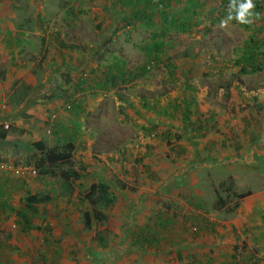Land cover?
Masks as SVG:
<instances>
[{
  "label": "rangeland",
  "instance_id": "1",
  "mask_svg": "<svg viewBox=\"0 0 264 264\" xmlns=\"http://www.w3.org/2000/svg\"><path fill=\"white\" fill-rule=\"evenodd\" d=\"M35 2L37 8L24 16L43 28L30 29L28 58L21 62L28 64L26 80L37 86L40 101L20 114L25 124H13L12 135L30 129L34 139L27 146L40 140L47 150L17 149L19 158L0 164L7 171L0 182L15 189L5 191L12 206L0 223V264H264V0H253L251 23L234 19L223 27L230 0H131L122 8L126 21L146 17L148 10L151 20L127 26L120 21L122 30L109 13L120 11L118 0L109 7L107 0ZM251 58L258 71L243 70ZM123 63L144 68V77L110 88L102 75ZM189 84L198 88L194 95ZM228 85L234 95L231 88L221 90ZM122 93L129 96L126 108ZM81 101L87 111L71 154L75 163L52 166L48 150L67 152L55 136L62 120L56 103L70 111ZM147 102L154 108H145ZM34 104L41 106L38 115L29 112L37 110ZM146 118L162 125L150 132L152 124H138ZM184 128L202 148L218 143L208 157L194 146L203 157L185 165L191 172L181 170L194 157L193 147L190 158L181 154ZM230 148L239 150L238 157L217 155ZM64 172L81 178L66 184ZM101 181L117 200L105 225L87 229L90 207L79 198ZM31 196L49 199L34 205L35 226L23 234L18 213ZM45 219L54 229L53 244L42 256L37 223Z\"/></svg>",
  "mask_w": 264,
  "mask_h": 264
},
{
  "label": "crops",
  "instance_id": "2",
  "mask_svg": "<svg viewBox=\"0 0 264 264\" xmlns=\"http://www.w3.org/2000/svg\"><path fill=\"white\" fill-rule=\"evenodd\" d=\"M28 1V2H27ZM112 0H107V6L109 7V2ZM131 0H118L120 3V11L116 10H109L110 15L115 16L117 19V23L120 27V30L123 29V25L119 22L122 21L125 23V26L127 25H132L133 23L137 21L141 22H150V18L148 17L151 13L152 10H148L147 16L143 17V15H134L133 17L126 21L127 16L125 13H123L122 8L126 6V4L130 3ZM34 8H37V4L35 0H15L14 2L10 0H2L0 2V123H7L9 126H11V131L4 129L2 126H0L1 132H6L4 138H0V164L4 162H8V160H12L15 156L19 158V155H16V153H20L18 150L22 151V149L28 148V150L32 151V153L39 152L42 154L43 151L47 150V145L46 142L37 140L33 144L27 146L26 143H29L34 139L33 134L30 129L23 130L20 132L19 135L14 136L12 135L13 131V124H25L24 119L22 118L23 115H27V112L25 111L27 108H29L30 104L34 101H40L38 100L40 97L35 96L38 95L37 91V86L35 84H31L28 82L26 79L27 76V71H29L28 64L27 63H22L21 59L22 56H26L27 53V37L30 35V29L32 27H38V28H43L39 23L32 21L33 23L31 24V20L27 21V18L24 16L28 10H35ZM40 12H35V18L39 21L41 18ZM139 14H141L139 12ZM131 16V15H130ZM141 18H146L142 20ZM38 26H35V25ZM117 27V26H116ZM33 29V28H32ZM108 29V28H107ZM62 45V44H61ZM26 46V47H25ZM30 59V58H29ZM32 61V60H31ZM134 62L132 63V65ZM128 67L127 64H120V66H111L106 73L102 75V81H105L106 84H116L121 85L123 88H126V85L130 83L131 79L134 78V80L138 81L144 77L145 73L141 76V70H144L138 68H134V66ZM136 71L139 73L137 75ZM35 72H33L34 74ZM134 73V74H133ZM29 76L31 77V74L29 73ZM194 77H199L197 73H195ZM33 80V79H32ZM130 80V81H129ZM189 91L194 93H197L196 90H198L197 86L195 84H189ZM115 86V87H116ZM232 86V85H230ZM236 86V85H235ZM233 87V86H232ZM231 87V89H232ZM221 88V87H220ZM146 89H151L152 88H146ZM238 89V87H236ZM221 90H224L221 88ZM38 92V93H37ZM232 95H234L233 89L231 90ZM153 96V95H152ZM128 94L122 93L120 96L119 101L125 103V108L126 105L129 101ZM29 98V100H28ZM138 99V97H135ZM70 100V99H69ZM65 102H68V99L64 100ZM170 102V101H169ZM21 103V104H20ZM85 103V102H84ZM83 101H81L80 104H77L78 106H74L72 110H63L64 106L62 103H59L61 106H59L56 103L57 110L56 112H59V116H61V121H59V126L58 130L59 132L55 133V136L58 138V142L61 143L63 141L66 146L71 144L73 146V151L71 154H73L78 147L76 146L75 142L79 138L81 134V130H84V123H85V112L87 109H85V104ZM132 103V102H131ZM179 103V102H178ZM20 104V105H19ZM154 102H147L143 106L149 107V109L154 108ZM171 104V102H170ZM24 105V106H23ZM34 106H37L34 104ZM59 106V107H58ZM5 107V109H4ZM37 110H29L31 115H38L42 112L41 106H37ZM8 108V110H7ZM139 109V108H138ZM126 113L129 115L128 109L126 110ZM169 113V112H167ZM23 114V115H20ZM145 114V113H143ZM139 116H136L134 118V122L137 123L138 119H140V113L138 114ZM170 115V114H169ZM34 117V116H33ZM147 119V118H146ZM214 120V117L211 118ZM140 126H148L149 124L151 127L150 132H153L156 130V125H162V122L154 123L153 120L150 121V119L147 120H140V123H138ZM224 122L220 123L221 129H223ZM226 124V123H225ZM10 129V128H9ZM202 130L199 129L198 132ZM61 136L64 134L62 137V140H59ZM66 134V135H65ZM68 134V135H67ZM179 134L183 138V143L184 146L181 148V154H186L187 152L191 151V148L193 147V155L194 157L191 158L189 161H186L183 168L181 169L182 171L186 172H191L192 169L189 168V164L192 163H198L199 157L202 156L201 154L199 155L198 153L194 152V146L196 144H193L190 142L191 139V133L190 130L184 128V129H179ZM197 137L204 138L203 135H197ZM168 137V134L167 136ZM179 137V136H178ZM211 137V136H210ZM210 137L208 139H210ZM173 138V137H172ZM175 138V137H174ZM196 142L200 141L195 139ZM56 143L59 145V143ZM220 142V141H219ZM24 144L27 147H24ZM86 144V143H84ZM83 144V145H84ZM193 144V145H192ZM208 147L205 148V146L202 148V144L196 145L198 148L200 146V151L204 152V156L208 157V153H216L217 151L215 149H218L216 145L218 144L217 142H209ZM41 145L44 146L42 148L43 151H40L37 149L36 146ZM192 145V146H191ZM220 145L222 147H225L226 143L225 141H221ZM218 145V147L220 146ZM23 147V148H21ZM86 147V146H85ZM18 149V150H17ZM16 150V151H15ZM50 151V150H48ZM215 151V152H214ZM64 153V152H61ZM211 153V154H212ZM215 155V154H214ZM219 156H222L224 159H234L235 157H238L239 155V150L238 149H226L222 150L220 149L218 154ZM244 155V154H243ZM147 156V155H146ZM188 158L191 157V153L186 155ZM199 156V157H198ZM211 156V155H210ZM251 157L253 156V152L250 153ZM203 157V156H202ZM16 159V158H14ZM188 164L187 166H185ZM8 183L4 184L3 182H0V195L3 197V200H0V209H2L3 206H8L11 207L12 205L10 204V200L8 199L9 196H12L11 194H6L5 191L7 190L8 193H13L14 190H9L11 187H8ZM49 199V198H47ZM46 198L42 201L40 200V203H46ZM9 208L7 209H2L1 214H0V223L2 222L4 215L7 214ZM5 213V214H4ZM47 213H45L46 215ZM38 216L36 213H30L28 218L31 219V222H35V217ZM46 218V217H45ZM157 218L155 219V221ZM36 223V222H35ZM35 223L32 224V226H35ZM38 229H40L43 233V239L45 238L50 239L51 234L53 233V226L49 223V220L46 221L43 220L40 223H37ZM43 227V228H42ZM149 227H153L149 226ZM21 231L25 232L23 234H30L29 232L31 231V227L29 230H25L24 227H21ZM45 243L46 241L43 242V246L40 245L38 248V251H42L45 249Z\"/></svg>",
  "mask_w": 264,
  "mask_h": 264
},
{
  "label": "trees",
  "instance_id": "3",
  "mask_svg": "<svg viewBox=\"0 0 264 264\" xmlns=\"http://www.w3.org/2000/svg\"><path fill=\"white\" fill-rule=\"evenodd\" d=\"M170 2L171 0H157V3H164V2ZM192 6L197 7L198 4L193 3ZM142 20L146 19V18H141ZM257 45V44H256ZM255 45V47H256ZM247 69H250L252 71H258V67L255 63V59L251 58L250 60H247V64L243 67L244 71H247ZM144 70H141V76L143 75ZM82 81H85L84 79ZM83 83V82H82ZM117 84V83H116ZM116 84H110V88H117L119 85L116 86ZM116 86V87H115ZM77 92L82 94L84 90H82L83 88H81L80 86H77ZM224 90H229L231 87L228 86H223L222 87ZM82 92V93H81ZM82 96V95H80ZM72 100L68 99L67 105L71 106V104H73L71 102ZM6 132H1L0 130V138H4L5 137ZM37 149H39L40 151H43L42 148L44 146L38 145L36 146ZM67 152L61 153V152H57L56 150H50L48 152L45 153V156L47 158V163H49L52 166H57V164L59 163H70V164H74L75 160L72 159L71 157V153L73 151V146L71 144H69L67 146ZM44 152V151H43ZM42 152V154H44ZM44 164V161H43ZM43 175H48V172H45ZM63 177L66 180V184H68L72 179H80L81 175L79 172H72L71 174H68L66 172L63 173ZM113 188L110 186L109 183H107L106 181H101V182H96L93 183L88 191H86V193L84 194V196H81V198H79V201L82 204H86L88 207H90V209L85 212L84 216L86 219V228H92L94 223L99 224V226L101 225H105V222L108 218L106 211H108L109 209H112L114 204L116 203L117 200V195L115 193V190H112ZM40 201L38 199L37 196H31L28 200H27V206L26 209L22 208V211L18 213L19 218V224L25 228V230H29L30 227H32L33 221L31 222V219L28 218V216L30 215V213H35V208L34 205ZM3 208L7 209L10 207H8L7 205L4 206ZM25 209V210H24ZM46 243H45V248L47 247H52L53 242L49 241L48 238H45ZM56 255L59 256V252H57L58 250H55ZM41 255L45 256V249L41 251Z\"/></svg>",
  "mask_w": 264,
  "mask_h": 264
},
{
  "label": "clouds",
  "instance_id": "4",
  "mask_svg": "<svg viewBox=\"0 0 264 264\" xmlns=\"http://www.w3.org/2000/svg\"><path fill=\"white\" fill-rule=\"evenodd\" d=\"M253 8V0H230L227 7V15L220 22L221 27L227 25L234 19L241 24L251 23L248 17L254 14L251 11Z\"/></svg>",
  "mask_w": 264,
  "mask_h": 264
},
{
  "label": "built area",
  "instance_id": "5",
  "mask_svg": "<svg viewBox=\"0 0 264 264\" xmlns=\"http://www.w3.org/2000/svg\"><path fill=\"white\" fill-rule=\"evenodd\" d=\"M4 109H5V107H4ZM0 126H2L4 129H6V130H8L9 128H10V126H9V124H7V123H0ZM7 171L5 170V168H3V167H0V177L4 174V173H6ZM15 174H16V176L17 175H21V173H20V171L19 170H16V172H15Z\"/></svg>",
  "mask_w": 264,
  "mask_h": 264
}]
</instances>
